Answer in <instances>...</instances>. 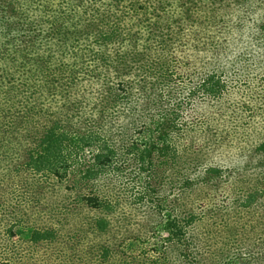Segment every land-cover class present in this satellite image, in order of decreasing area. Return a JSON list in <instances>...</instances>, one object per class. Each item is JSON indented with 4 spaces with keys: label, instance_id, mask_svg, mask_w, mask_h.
Instances as JSON below:
<instances>
[{
    "label": "rangeland",
    "instance_id": "374dc122",
    "mask_svg": "<svg viewBox=\"0 0 264 264\" xmlns=\"http://www.w3.org/2000/svg\"><path fill=\"white\" fill-rule=\"evenodd\" d=\"M131 1L118 4L117 20L133 16L146 21L145 11L134 10ZM189 1L188 5L181 4L180 9L177 2L163 6L169 15L173 11H190L192 15L190 19L186 16L181 31L184 50L191 55L187 72L196 81L201 73L206 76L215 72L227 84L226 93L215 104L204 101L195 92L198 89L191 87L195 85L193 80L191 88L180 93L179 114L190 123L186 125L191 126L192 136L176 137L189 139L185 147L189 149L191 144L195 148L192 172L187 162L190 151L181 157L184 164L177 161L171 163L174 166L169 163L162 167L156 190L160 195L159 209L150 204H132L129 198L110 214L77 205L53 208L52 204L49 206L53 198L51 187L39 189L42 182L34 187L22 184L17 168L37 143L46 124L45 116L52 114L51 120L76 121L83 112L91 110L87 98L96 88L86 79L77 84L76 75L81 73L77 65L70 66L68 78L75 80L59 97L57 92L16 86L11 92L13 102L3 96L0 105V264H100L99 248L104 244H109L113 252L104 264H126L130 260L137 264L133 254L140 250L145 254L140 264H158L162 262V253L156 250V235L166 232L162 222L175 218L176 213L182 224L184 216L193 220L187 228L188 236L197 238L196 252L208 254L218 264H264V152L258 148L264 139V0ZM23 2L24 12L33 13L29 4L41 8L48 5L55 16L79 4V0ZM155 20L152 17L147 21ZM76 22L74 19L65 23L70 39L78 32ZM30 26L29 19H17L13 30L7 31V23L0 22V73L11 67V60L18 56H56L57 38L50 36L49 31L45 33L46 28L42 27L28 33ZM173 26L178 30L179 25ZM143 29L144 35L149 34L145 25ZM36 36L39 38L35 42L28 40ZM97 48L108 54L114 49L105 44ZM74 71L76 75L71 73ZM209 166L221 170L208 171ZM134 169L125 171L124 176L133 180ZM190 173L196 178L186 187L182 180ZM119 180L127 181L123 175ZM134 182L138 183L136 178ZM37 195L41 201L30 198ZM98 214L109 220V228L103 233L92 230ZM21 223L25 228L55 224L61 232L60 244L28 245L29 233H24L22 227L16 229ZM11 228L16 230V236L10 237ZM177 260L169 254L167 262L177 264Z\"/></svg>",
    "mask_w": 264,
    "mask_h": 264
},
{
    "label": "trees",
    "instance_id": "16d2710c",
    "mask_svg": "<svg viewBox=\"0 0 264 264\" xmlns=\"http://www.w3.org/2000/svg\"><path fill=\"white\" fill-rule=\"evenodd\" d=\"M23 1L0 0V22L7 23V31H12L15 21L23 18L31 23L28 33L35 28H46L44 32L49 31L58 40L57 53L55 57L34 53L33 59L20 56L12 59L11 67L0 73V105L3 96L13 102L11 92L19 85L57 92L56 97L63 95L75 80L68 78L70 66L74 65L81 69L80 75L71 72L78 77L77 84L86 79L96 90L87 98L91 110L83 112L76 121L51 120L52 114L45 116L46 124L37 136V143L17 168L18 180L33 187L42 182L39 189L49 185L53 194L49 206L52 204L53 208L77 205L110 214L129 198L132 204H150L159 209L160 195L156 190L162 167L177 161L184 164L186 161L181 157L187 151H190L187 162L191 172L194 161L195 148L184 145L190 140L176 137L192 136L191 126L186 125L190 123L179 114L180 93L193 87L204 101L215 104L227 91L226 81L215 72L206 76L201 73L197 81L187 72L191 55L184 50L181 31L186 16L190 19L192 15L190 11L181 14L173 11L169 15L163 6L177 2L180 9L181 4L188 5L190 1L132 0L134 10L145 11L146 21L133 16L117 20L116 7L126 0H79L77 7L68 9L73 13L71 16L68 10L58 16L51 15L48 5L41 8L34 4L28 6L33 13H25ZM152 17H156L155 23L147 21ZM74 19L78 32L70 39L65 23ZM173 23L179 25L178 30ZM144 25L149 34L144 35ZM38 38L28 40L35 42ZM103 44L114 47L110 54L97 48ZM191 80L195 85L189 87ZM30 122L35 124L33 120ZM258 148L264 152V139ZM131 167L135 168L133 180L124 176ZM220 170L218 166L208 168L213 172ZM122 175L128 182L119 180ZM135 178L138 183L134 182ZM195 178L190 173L182 185L189 186ZM30 198L41 201L39 195ZM182 220L183 224L176 213L175 218L162 222L166 232L155 234L159 246L156 250L162 253L159 262L169 264L167 259L171 254L177 257V264H218L208 254L196 252L197 238L188 236L190 228H187L193 220L185 216ZM20 227L29 233L28 245L53 246L61 242V232L55 224L25 228L21 223L16 229ZM108 228L109 220L96 215L92 230L103 233ZM13 236L16 230L11 228L10 237ZM99 249V263H108L113 257L112 247L104 244ZM133 255L137 264L145 259L142 250ZM126 264H131V260Z\"/></svg>",
    "mask_w": 264,
    "mask_h": 264
}]
</instances>
